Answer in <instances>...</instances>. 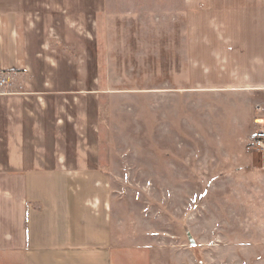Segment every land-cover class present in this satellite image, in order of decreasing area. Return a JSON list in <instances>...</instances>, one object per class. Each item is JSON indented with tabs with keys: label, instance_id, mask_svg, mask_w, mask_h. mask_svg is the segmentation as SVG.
Instances as JSON below:
<instances>
[{
	"label": "rangeland",
	"instance_id": "rangeland-1",
	"mask_svg": "<svg viewBox=\"0 0 264 264\" xmlns=\"http://www.w3.org/2000/svg\"><path fill=\"white\" fill-rule=\"evenodd\" d=\"M2 16L22 64L0 71V171L109 175L115 258L264 264L262 122L244 96L184 91L182 0H0Z\"/></svg>",
	"mask_w": 264,
	"mask_h": 264
},
{
	"label": "crops",
	"instance_id": "crops-1",
	"mask_svg": "<svg viewBox=\"0 0 264 264\" xmlns=\"http://www.w3.org/2000/svg\"><path fill=\"white\" fill-rule=\"evenodd\" d=\"M182 21L188 58L184 91L244 96L247 117L263 125L264 0H182ZM0 32V71L17 70L22 58L10 36L7 42L3 25ZM54 166L0 171V258L6 264H137L149 259L134 253L137 258H115L126 251L116 243L109 175ZM261 245L257 258H264Z\"/></svg>",
	"mask_w": 264,
	"mask_h": 264
},
{
	"label": "built area",
	"instance_id": "built-area-1",
	"mask_svg": "<svg viewBox=\"0 0 264 264\" xmlns=\"http://www.w3.org/2000/svg\"><path fill=\"white\" fill-rule=\"evenodd\" d=\"M10 79L7 74L0 73V96L8 94ZM252 147L259 152L264 151V123L262 127L257 129Z\"/></svg>",
	"mask_w": 264,
	"mask_h": 264
}]
</instances>
